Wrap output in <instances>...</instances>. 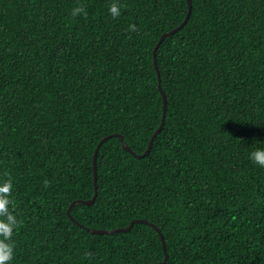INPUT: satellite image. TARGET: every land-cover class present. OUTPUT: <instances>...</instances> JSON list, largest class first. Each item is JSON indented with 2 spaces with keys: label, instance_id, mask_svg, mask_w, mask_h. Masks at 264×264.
<instances>
[{
  "label": "trees",
  "instance_id": "16d2710c",
  "mask_svg": "<svg viewBox=\"0 0 264 264\" xmlns=\"http://www.w3.org/2000/svg\"><path fill=\"white\" fill-rule=\"evenodd\" d=\"M191 2L159 80L188 0H0L4 264H264V0Z\"/></svg>",
  "mask_w": 264,
  "mask_h": 264
},
{
  "label": "clouds",
  "instance_id": "9594fccd",
  "mask_svg": "<svg viewBox=\"0 0 264 264\" xmlns=\"http://www.w3.org/2000/svg\"><path fill=\"white\" fill-rule=\"evenodd\" d=\"M109 11L113 16L118 15L119 9L115 3L111 4ZM83 12V7L78 6L72 9V15L75 16L78 13ZM129 28H135V25H129ZM251 159L258 165L264 167V148H257L250 152ZM12 185L10 181H4L0 183V213H5V218L0 219V233L4 237H8L11 234L13 227L18 223L16 217L11 213H8V197L3 195L8 193ZM13 255V245L10 242H6L4 239H0V264H4L5 261H10Z\"/></svg>",
  "mask_w": 264,
  "mask_h": 264
},
{
  "label": "water",
  "instance_id": "95a60500",
  "mask_svg": "<svg viewBox=\"0 0 264 264\" xmlns=\"http://www.w3.org/2000/svg\"><path fill=\"white\" fill-rule=\"evenodd\" d=\"M188 4H189V11H188L187 17H186V19L184 20V22H183L179 27L173 29V30L170 31V32L165 33V34L162 36V38H161V40L159 41V43L157 44V46L155 47V50H154V63H155L156 69H157V71H158L159 80H160V71H159V68H158V65H157V49H158V46L160 45V43L164 40V38H165L166 36L175 33L179 28H181L182 26H184V24L187 22V20H188V18H189V16H190L191 10H192V2H191V0H188ZM159 87L161 88V85H160V84H159ZM163 97H164V114H163L162 124L160 125V127H159L158 130L156 131V133H155V135L153 136V138L157 135V133L159 132V130L162 128L163 123H164V119H165V111H166L167 100H166V96H165L164 93H163ZM104 140H106V138L103 139V140L99 143V145H98V147H97V149H96V151H95V154H94V180H95V189H96V192H95V195L93 196L92 199H90V200H85V201H84V202L87 203V204H91V203L96 199V196H97V188H98V187H97V185H98V184H97V180H98V174H97V171H98V170H97V154H98V151H99V147H100V145L102 144V142H103ZM152 142H153V139L151 140V142H150V144H149V149H150V147H151ZM149 149L147 150V152L149 151ZM75 203H76V202H75ZM75 203H73V204L71 205V207L69 208V210H68V213H69V214H70V210H71L72 206H74ZM134 222H135V221H133V222L131 223L130 227L134 224ZM130 227H128V228L116 229L115 231H119V230H124V231H125V230H128ZM113 231H114V230L107 231V232L111 233V232H113ZM97 232L104 233V232H106V231L101 230V231H97ZM161 237H162V239H163V235H162V234H161ZM164 247H165V246H164ZM166 258H167V256H166ZM158 264H161V263H158Z\"/></svg>",
  "mask_w": 264,
  "mask_h": 264
}]
</instances>
